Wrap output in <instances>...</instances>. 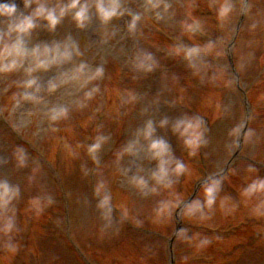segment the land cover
I'll use <instances>...</instances> for the list:
<instances>
[{"label": "rangeland", "instance_id": "rangeland-1", "mask_svg": "<svg viewBox=\"0 0 264 264\" xmlns=\"http://www.w3.org/2000/svg\"><path fill=\"white\" fill-rule=\"evenodd\" d=\"M52 1L0 0L17 8L0 18V67L15 65L0 72V264H166L177 204L223 169L245 118L225 72L243 0ZM98 5L117 14L105 21ZM250 8L231 59L247 86L264 79V0ZM263 87L248 95L251 162L181 211L174 264H264V173L253 166L264 163ZM155 105L168 112L148 121ZM206 119L216 126L204 170L193 142Z\"/></svg>", "mask_w": 264, "mask_h": 264}, {"label": "clouds", "instance_id": "clouds-1", "mask_svg": "<svg viewBox=\"0 0 264 264\" xmlns=\"http://www.w3.org/2000/svg\"><path fill=\"white\" fill-rule=\"evenodd\" d=\"M77 8V3L76 2H73V3H70L66 9H63L60 13L61 16L64 15V12L67 11V10H73V9H76ZM227 11V6H225L224 9H222V14H224L225 12ZM17 12V8H16V5L15 3H3V2H0V18H5V17H12L16 14ZM97 12L98 14L100 15V17L107 21L109 19H111L113 16H115L117 13H116V7L115 6H112V8L110 10H105L103 7L101 6H97ZM86 13H87V8L86 7H80L78 11H75L74 13V16H73V19L76 21L77 25L78 26H82L86 20ZM36 15L37 16H43L44 15V12L43 11H40L38 10L36 12ZM46 19L48 20L49 22V25L50 26H54L55 23H56V20L53 19L51 13H49L47 16H46ZM31 22L30 21H25L24 22V28L25 30L31 28ZM15 65H7V66H3V67H0V72H8V71H11L13 68H14ZM31 86V85H29ZM99 145H95L94 146V149L95 148H98ZM153 148H156V147H160L159 144H153L152 145ZM93 149V150H94ZM209 192L213 191L212 188H210L208 190ZM209 204H211V200H209Z\"/></svg>", "mask_w": 264, "mask_h": 264}]
</instances>
